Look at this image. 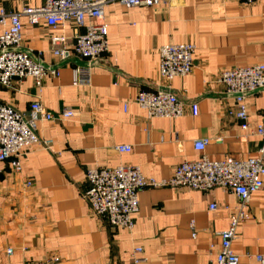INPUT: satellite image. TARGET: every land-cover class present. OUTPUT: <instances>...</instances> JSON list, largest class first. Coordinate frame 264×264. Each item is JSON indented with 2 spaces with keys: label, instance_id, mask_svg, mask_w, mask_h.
Returning a JSON list of instances; mask_svg holds the SVG:
<instances>
[{
  "label": "crops",
  "instance_id": "crops-1",
  "mask_svg": "<svg viewBox=\"0 0 264 264\" xmlns=\"http://www.w3.org/2000/svg\"><path fill=\"white\" fill-rule=\"evenodd\" d=\"M42 2L0 0V9L20 12ZM102 13L108 52L91 67L90 85L84 87L72 85V69L84 63L50 52L53 37L63 38L70 50L75 27L64 23L51 28L44 22L30 26L20 17L21 49L39 56L58 77H47L40 91L31 78L12 90L0 85V102L26 118L35 101L53 115L70 109L74 116L38 124V137L52 145L48 150L41 143L29 148L20 172L8 161L0 162V264L53 258L57 264H132L136 247L143 250L142 264H213L219 233L241 204L234 193L148 187L138 193L133 227L113 228L94 216L83 200L85 172L129 164L146 178L167 180L177 165L198 158L193 142L203 139L209 140L203 153L212 160L256 155L260 139L240 129L229 114L234 97L214 81L222 69L264 63V0L248 5L236 0H169L148 9H127L111 0ZM4 29L0 26V34ZM179 43L195 46L192 71L163 85L158 49ZM140 90L169 91L184 104V114L174 120L148 119L134 102ZM191 103L197 104L196 117ZM245 103L250 126L262 123L264 89L246 95ZM119 145L132 151L119 153ZM210 204L217 209L209 211ZM244 211L249 219L238 227L232 246L248 261L247 255H264V186ZM250 264L260 263L251 259Z\"/></svg>",
  "mask_w": 264,
  "mask_h": 264
},
{
  "label": "built area",
  "instance_id": "built-area-1",
  "mask_svg": "<svg viewBox=\"0 0 264 264\" xmlns=\"http://www.w3.org/2000/svg\"><path fill=\"white\" fill-rule=\"evenodd\" d=\"M111 0H43L38 7H25L20 12H6L0 9V26L5 29L0 34V85L12 90L25 79L31 78L37 90L43 87V81L49 76L58 77V72L45 68L39 56L23 51L22 24L25 17L30 26L44 22L48 27L56 28L71 23L76 34L70 50L64 47V39L51 38L50 51L54 57L62 60L70 56L84 63L72 69V85L84 87L90 85V70L94 63L108 52L107 27L103 21V7ZM124 8H152L167 4L169 0H117ZM246 5L257 0H236ZM195 46L192 43L165 44L158 49V74L163 85H169L177 77L189 75L193 68ZM37 58V59H36ZM217 85L235 99V108L229 114L239 124L242 131H250L260 139V147L254 156L246 159L224 158L212 160L203 151L209 144L208 139L193 142L198 158L177 165L172 176L158 181L146 178L139 167L119 164L114 167H94L85 172L86 188L83 200L94 216L105 219L113 228L130 230L133 227L132 216L138 212V193L145 188L179 187L192 191L208 193L220 188L234 193L241 201L236 213L230 216L227 229L219 233V249L213 264H250L251 259L264 263V255H247L248 261L233 250L238 227L249 219L244 209L254 193L264 186V121L251 127L245 103V96L264 89V63L249 66H234L222 69L215 77ZM167 89V88H166ZM148 119H178L184 114V104L169 91H138L135 99ZM191 115L196 117V103L189 105ZM74 116L70 109H63L58 115L48 112L35 101L29 106V117L16 111L11 105L0 102V162H9L16 172L21 171V159L29 148L40 144L48 150L51 140H40L37 127L43 121H67ZM119 153H130L128 145L115 147ZM29 185V183H27ZM217 209L215 204L208 206L209 211ZM12 253L11 249L7 254ZM132 264L145 261L143 250L136 247L131 253ZM58 259L48 261H27L23 264H57Z\"/></svg>",
  "mask_w": 264,
  "mask_h": 264
},
{
  "label": "water",
  "instance_id": "water-1",
  "mask_svg": "<svg viewBox=\"0 0 264 264\" xmlns=\"http://www.w3.org/2000/svg\"><path fill=\"white\" fill-rule=\"evenodd\" d=\"M97 64V63H94V65Z\"/></svg>",
  "mask_w": 264,
  "mask_h": 264
}]
</instances>
